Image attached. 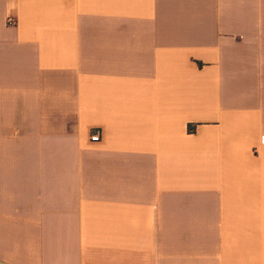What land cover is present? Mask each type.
<instances>
[{
  "label": "crops",
  "instance_id": "0c3cea01",
  "mask_svg": "<svg viewBox=\"0 0 264 264\" xmlns=\"http://www.w3.org/2000/svg\"><path fill=\"white\" fill-rule=\"evenodd\" d=\"M0 264H264V0H0Z\"/></svg>",
  "mask_w": 264,
  "mask_h": 264
},
{
  "label": "built area",
  "instance_id": "2783aa9c",
  "mask_svg": "<svg viewBox=\"0 0 264 264\" xmlns=\"http://www.w3.org/2000/svg\"><path fill=\"white\" fill-rule=\"evenodd\" d=\"M9 23H13L11 20H9ZM100 140V131L99 130H95L91 133L90 135V141L91 142H98Z\"/></svg>",
  "mask_w": 264,
  "mask_h": 264
}]
</instances>
